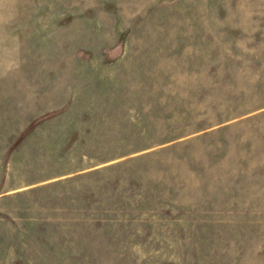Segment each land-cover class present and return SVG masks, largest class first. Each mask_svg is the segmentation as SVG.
Listing matches in <instances>:
<instances>
[{
	"label": "rangeland",
	"instance_id": "rangeland-1",
	"mask_svg": "<svg viewBox=\"0 0 264 264\" xmlns=\"http://www.w3.org/2000/svg\"><path fill=\"white\" fill-rule=\"evenodd\" d=\"M0 264H264V0H0Z\"/></svg>",
	"mask_w": 264,
	"mask_h": 264
}]
</instances>
